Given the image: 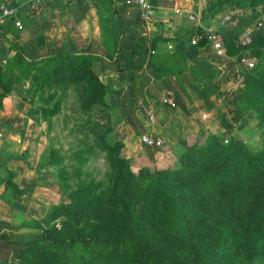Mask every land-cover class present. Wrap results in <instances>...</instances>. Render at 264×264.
Masks as SVG:
<instances>
[{"label":"crops","instance_id":"0c3cea01","mask_svg":"<svg viewBox=\"0 0 264 264\" xmlns=\"http://www.w3.org/2000/svg\"><path fill=\"white\" fill-rule=\"evenodd\" d=\"M211 1L215 0H150L147 20L138 19L135 7L126 0H94L62 6L60 12L73 25L81 23L84 29L82 38L87 48L78 52L97 55L95 60L100 66H111L107 56L113 54L112 42L116 38V25L119 26L113 13L122 27L119 46L128 39L140 50L118 53L122 70L110 75L101 70L97 76L102 83H108L106 88L112 97L109 102L111 105L114 102L121 112L117 117L124 134L138 131L160 138L168 149L174 150L187 143V136L221 127L218 104L223 106L225 94L231 92L228 87L238 83L241 66H245L225 54L223 40L234 37L237 44H247L253 31L264 25V6L256 10L257 14L248 9L230 13L224 4L210 11ZM18 4L20 15L31 16L29 4L20 0ZM102 21L109 28L98 29L97 24ZM48 25H51L48 18L33 21L31 26L23 24L22 29L15 28L9 20L0 22V71L12 86L0 98V242H25L36 238L39 232L34 226L43 202L39 192L47 188L43 181L45 174L32 150L43 128L35 125L37 115L29 109L25 91L17 90L10 77L14 68L19 71L27 58L16 54V45L22 46L32 59L57 52L52 43L62 41L63 34L56 23L47 31ZM208 29H215L221 40L218 53L210 45L190 43L197 33ZM192 46L194 52L190 51ZM247 59L264 64V46L257 58ZM107 74L109 82L105 80ZM19 84L25 89L28 81ZM141 105L148 120L141 116ZM39 138L44 142L43 136ZM6 183H13L22 192L13 194Z\"/></svg>","mask_w":264,"mask_h":264},{"label":"trees","instance_id":"16d2710c","mask_svg":"<svg viewBox=\"0 0 264 264\" xmlns=\"http://www.w3.org/2000/svg\"><path fill=\"white\" fill-rule=\"evenodd\" d=\"M225 1L215 0L208 9L215 11ZM9 4L17 5L18 1L9 0ZM113 14L119 23L112 42L116 56L122 52V27ZM202 43L200 39L198 44ZM263 46L262 24L245 45L237 44L234 37L223 40L225 54L239 64L248 56L257 58ZM136 47L133 44L131 49L139 52ZM15 49L17 55L27 57L24 64L33 67L41 86L62 82L61 73L73 68L74 79H84L89 73L94 80L84 95L86 103L101 99L106 86L90 69L97 55L57 51L32 59L22 46ZM190 51L194 52V46ZM250 70L242 76L241 90L248 96L242 101L255 112L264 130V64H254ZM5 78L0 71V98L12 89ZM214 144V149L191 155L192 159L176 170H156L142 186L134 174L125 172L115 189L124 214L99 218L97 228L82 240L91 257L80 264H264V144L253 152L235 139L226 144L214 140ZM6 185L13 194L22 192L13 183ZM78 191L72 192L62 206L75 219L78 214L74 206L85 194ZM37 228L47 248H65L74 240V229L68 223L52 229ZM37 238L0 242V262L9 258L13 247L22 243L32 246Z\"/></svg>","mask_w":264,"mask_h":264},{"label":"rangeland","instance_id":"374dc122","mask_svg":"<svg viewBox=\"0 0 264 264\" xmlns=\"http://www.w3.org/2000/svg\"><path fill=\"white\" fill-rule=\"evenodd\" d=\"M67 5L62 0H37L29 4L31 16L26 14L23 17L21 14L20 20L25 26H31L33 21L50 19L51 25H48L47 31L53 29L56 23L63 34L62 41L53 40L52 46L57 47L56 51L78 52L87 48L86 40L82 38L84 29L81 23L73 25L60 12L62 6ZM263 6L264 0H226L223 5L230 13L248 9L255 14ZM97 27L103 30L109 28V25L102 21ZM41 28L43 26L40 25ZM132 46L133 42L127 39L123 40L119 49L129 53ZM113 57V54L107 56L110 67L100 66L96 60H92V73L98 76L101 70H107L109 75L115 71L120 72L123 65L120 63L121 57ZM14 70L11 81L16 84L17 90L25 91L29 109L37 115L35 125H42L43 128V134L38 136L32 151L38 158V164H41L39 168L45 174L43 181L47 189H42L43 193L39 192L43 202L34 226L52 229L68 223L74 229V240H70V246L65 248H47L42 245L38 232L35 244L29 246L22 243L15 246L14 253L0 264H80L83 259L91 257L82 240L87 239L97 228L99 218L124 214L123 202L115 197V189L125 172L134 174L136 182L142 186L156 170H176L181 164L190 161L191 155L214 149V140L226 144L230 139H235L249 152L260 149L264 144L263 127L256 120L255 112L247 108L248 103L242 101L248 97L241 90L242 76L250 70L246 65L241 66L239 78L233 74L239 81L228 85L233 93L231 96L225 95L224 107L218 104L221 127L203 129L197 135L187 136V143L174 150L168 149L162 141L159 146L145 145L140 141L141 134L138 131L129 135L123 133L117 117L121 112L117 111L114 102L112 105L109 102L112 97L106 88L108 83H103L106 87L101 99L86 103L84 95L88 92V84L94 83L89 73L85 74L84 79H74L72 68L61 73L64 77L62 82L41 86L30 65L22 63L19 71ZM108 74L105 78L107 82L110 81ZM22 80L28 81L25 89L19 84ZM142 105L141 116L148 120ZM123 106L120 104V107ZM41 136L44 142H41ZM44 161L48 162L43 164ZM261 167L264 170V161ZM75 190L85 192L74 206L78 214L76 219L62 207Z\"/></svg>","mask_w":264,"mask_h":264},{"label":"built area","instance_id":"2783aa9c","mask_svg":"<svg viewBox=\"0 0 264 264\" xmlns=\"http://www.w3.org/2000/svg\"><path fill=\"white\" fill-rule=\"evenodd\" d=\"M37 0H22L24 4H30ZM68 5H74L81 2H93L94 0H62ZM130 5L135 7L137 12V17L140 20H147L149 18L151 6L149 0H126ZM20 5H10L9 1H0V22L2 21H11L13 26L17 29H22L23 24L20 20L19 14ZM200 39L204 40L206 45H210L211 48L216 52H220L221 49V40L218 37V34L215 29H208L203 33H197L193 38L190 39L191 44L197 43ZM248 68L253 67L254 62L249 59L241 60ZM140 141L145 145L159 146L161 140L155 137H151L146 134L140 135Z\"/></svg>","mask_w":264,"mask_h":264},{"label":"water","instance_id":"95a60500","mask_svg":"<svg viewBox=\"0 0 264 264\" xmlns=\"http://www.w3.org/2000/svg\"><path fill=\"white\" fill-rule=\"evenodd\" d=\"M232 93H233V91H231L229 95L231 96V95H232Z\"/></svg>","mask_w":264,"mask_h":264}]
</instances>
